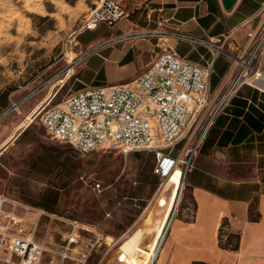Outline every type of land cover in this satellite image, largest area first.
<instances>
[{
  "label": "crops",
  "instance_id": "0c3cea01",
  "mask_svg": "<svg viewBox=\"0 0 264 264\" xmlns=\"http://www.w3.org/2000/svg\"><path fill=\"white\" fill-rule=\"evenodd\" d=\"M122 7L126 14L120 20L125 22L124 34L136 30L178 28L196 36L215 38L232 31L230 47L232 53H237L247 41V32L261 24L264 0H236L230 10L223 8L221 0H128ZM150 39H127L110 44L113 48L109 56L116 55V67L129 73L113 77L110 83L104 84L126 83L143 73L160 51L156 48L157 43ZM167 44L181 57L199 65H204L210 59V52L205 47H193L187 42L173 39H168ZM106 47L108 45L103 48ZM97 55L102 61L100 67L110 61L109 56L100 53ZM90 57L77 66L68 65L63 78L54 84L49 82L21 107L19 113L0 119V154L32 123H39L37 119L27 123L28 118L57 91L54 99L65 82L69 81L71 84L64 97L94 81L91 78L88 83L76 76L78 68L89 65ZM232 63L229 55H220L214 59L208 86L210 94H215L222 85ZM259 69L261 76L239 89L208 130L185 179L193 210L176 216L164 235L162 227L179 172L176 171L166 183V190L171 187L169 204L166 208H161L162 214L156 220L155 234L147 245L148 251L144 252L143 264H148L147 258L151 260V264H264V53ZM37 77L18 88L11 85L0 87V113L11 101L20 99L35 89L37 86L31 89L29 87ZM40 94L42 95L39 96ZM252 203L256 204L255 211L259 212L255 221L249 218ZM163 205L165 202L161 197L157 201V207ZM15 212L21 216L25 211ZM27 215L31 218L34 216L32 211ZM44 216L49 214L46 212L40 217L35 235H38ZM224 220L228 224L227 231L239 234V246L236 250L219 245V228ZM47 229L43 231L42 238L48 236ZM107 237L113 240V237ZM142 237L141 231L129 236L120 254L125 262L119 259V255L116 256L119 264H138L134 254L143 250L139 245ZM54 261L59 262V259L55 256Z\"/></svg>",
  "mask_w": 264,
  "mask_h": 264
},
{
  "label": "built area",
  "instance_id": "2783aa9c",
  "mask_svg": "<svg viewBox=\"0 0 264 264\" xmlns=\"http://www.w3.org/2000/svg\"><path fill=\"white\" fill-rule=\"evenodd\" d=\"M261 14V24L247 32V41L237 53H232L230 47L232 31L212 38L196 36L178 28L130 31L71 57L72 49L65 51L63 55L67 64L74 67L90 54L122 40L157 38V46L161 47L148 68L131 81L87 85L67 94L61 102L50 105L57 94L55 91L35 110L27 123L37 119L51 138L81 152L152 153L155 159L152 172L161 180L158 193L159 198L164 199L163 208L168 206L171 194L170 187L168 198L164 195L166 183L178 171V181L162 227L165 235L181 211L186 175L217 115L243 85L261 76L259 62L264 53V7ZM125 15L119 1L98 0L83 16L78 32L100 24L113 27ZM168 39L184 41L193 47H205L210 52V59L204 65L191 62L178 55L167 44ZM220 55L231 56L232 68L215 94H210L208 86L213 61ZM49 82L47 80L22 98L11 101L0 113V119L19 113L21 107ZM180 142L183 146L174 154V147ZM93 186L100 190L99 182ZM7 203H11L12 209L5 211L3 206ZM15 206V201L0 193V264H63L65 261L87 264L89 256L101 242L108 245L107 236L75 220H70V229L61 233L58 243L53 241L49 232L40 243L35 233L40 217L46 212L24 206L25 212L19 216ZM31 211L33 218L27 215ZM49 217L57 218L54 213ZM43 254L50 256L48 262H41ZM55 256L59 262H53ZM121 256L119 259L124 263Z\"/></svg>",
  "mask_w": 264,
  "mask_h": 264
},
{
  "label": "rangeland",
  "instance_id": "374dc122",
  "mask_svg": "<svg viewBox=\"0 0 264 264\" xmlns=\"http://www.w3.org/2000/svg\"><path fill=\"white\" fill-rule=\"evenodd\" d=\"M96 1L0 0V87L18 88L36 76L29 89L47 80L54 84L67 71L65 51L72 49L70 57L79 55L91 46L124 33V21L113 27L100 24L78 32L83 16ZM116 1L123 6L128 0ZM150 41L157 43V38ZM112 48L108 45L89 55V65L78 68L76 76L88 83L93 78L90 85H102L110 83L113 77L128 75L127 70L116 67V55L109 56ZM156 48L161 50L159 46ZM98 53L109 56L110 61L100 67L102 61ZM70 84L65 82L50 105L61 102ZM182 146L183 142L176 144L174 154ZM138 153L81 152L51 138L35 122L0 154V193L16 202L18 213L25 211L24 206H30L57 216L42 217L38 235H35L40 243L47 228L53 241L58 243L61 233L70 229V220L88 224L94 232L113 237V240L106 238L108 245L100 243L88 264H119L116 256L123 251L125 242L130 235L141 231L143 237L139 245L143 250L134 256L138 264H143L144 252L153 240L155 223L161 217L163 206L157 207L161 180L152 172L153 154ZM95 182L100 183V190L94 188ZM169 193L170 187L164 193L166 198ZM3 209L11 210V203L5 204ZM188 210L192 212L193 204L186 188L179 215ZM49 260V255L41 257V262ZM63 264H71V261Z\"/></svg>",
  "mask_w": 264,
  "mask_h": 264
},
{
  "label": "trees",
  "instance_id": "16d2710c",
  "mask_svg": "<svg viewBox=\"0 0 264 264\" xmlns=\"http://www.w3.org/2000/svg\"><path fill=\"white\" fill-rule=\"evenodd\" d=\"M138 155L139 153H134ZM255 203H252L249 208V218L253 221L257 220L259 217V212L255 211ZM227 221H223L219 228V245L222 248L236 250L239 246V234L232 233L226 230ZM192 264H205L203 262H193Z\"/></svg>",
  "mask_w": 264,
  "mask_h": 264
},
{
  "label": "water",
  "instance_id": "95a60500",
  "mask_svg": "<svg viewBox=\"0 0 264 264\" xmlns=\"http://www.w3.org/2000/svg\"><path fill=\"white\" fill-rule=\"evenodd\" d=\"M236 0H221L223 8L225 10H230L232 6L234 5Z\"/></svg>",
  "mask_w": 264,
  "mask_h": 264
},
{
  "label": "bare ground",
  "instance_id": "6f19581e",
  "mask_svg": "<svg viewBox=\"0 0 264 264\" xmlns=\"http://www.w3.org/2000/svg\"><path fill=\"white\" fill-rule=\"evenodd\" d=\"M147 260H148V258H147ZM148 264H151V260H150V261H148Z\"/></svg>",
  "mask_w": 264,
  "mask_h": 264
}]
</instances>
